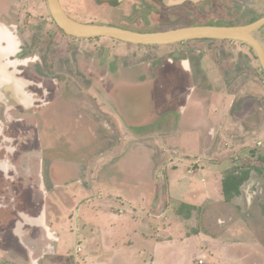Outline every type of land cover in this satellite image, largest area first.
<instances>
[{"label":"rangeland","instance_id":"obj_1","mask_svg":"<svg viewBox=\"0 0 264 264\" xmlns=\"http://www.w3.org/2000/svg\"><path fill=\"white\" fill-rule=\"evenodd\" d=\"M248 6L247 23L264 17V0H248ZM23 10L34 13L33 21L48 24L43 20L49 19L46 0ZM81 14L89 19L96 13ZM120 21L114 19L115 24L122 26ZM135 25L136 21L129 24ZM23 26L28 28L25 23ZM47 27L41 25L40 29L46 32ZM255 35L264 46V28ZM102 41L105 48L101 64L115 63L116 67L127 66L129 58L132 65L153 64L162 59L158 56L176 54L180 49L200 50L206 53L205 61L210 62L204 80L211 84H197L199 89L190 103H183L186 106L182 110V95L174 102L166 99L165 106L159 107L161 95L166 98L163 92H175L172 84H167L164 91L159 89L161 84H118L120 111L107 98L101 100L92 84H78L97 97L106 112L102 117L105 132L99 144L94 145L98 149L90 147L98 135L92 137L83 128L74 130L68 123L64 137L53 142L54 149L47 150L44 170L48 173L52 161L62 159V165L57 162L58 179L66 178L74 169L71 162L86 152L78 178L81 183L67 182L57 191L48 183L52 213L47 223L44 209H19L21 214L38 220L35 225L45 229L54 241L50 243L53 249L43 258L44 252L33 255L31 248L21 249L28 256L24 261L17 241L9 240V252L0 250V264H264V73L256 52L240 42L194 40L183 47L114 43L108 47L113 40ZM71 76L75 74L72 72ZM72 86L81 96L80 111L92 110L85 92ZM81 141L84 143L79 145ZM248 166L255 170L243 187H247V208H242L243 203L235 206L220 200L219 179ZM198 169L200 177L193 175ZM207 178H213V187L212 183L208 184L210 187L204 184ZM215 180L219 183L215 184ZM208 190L215 191V198H208ZM217 201L221 203L215 204ZM184 203L193 206L191 219H187V212L179 213ZM219 206L223 211L220 214H224L222 221L217 218ZM227 206L230 213H224ZM121 210L127 211L125 217H120ZM226 219L239 224L228 225ZM23 222L18 219L16 233L20 224L22 235L30 228ZM106 229L111 233L107 239L112 240L113 248L105 246ZM139 232L154 239L136 243ZM129 240L131 244H124ZM79 243L84 253L77 256Z\"/></svg>","mask_w":264,"mask_h":264},{"label":"flooded vegetation","instance_id":"obj_2","mask_svg":"<svg viewBox=\"0 0 264 264\" xmlns=\"http://www.w3.org/2000/svg\"><path fill=\"white\" fill-rule=\"evenodd\" d=\"M59 1L66 14L78 23L111 26L138 33L250 24L246 22L250 12L248 0H64L66 6L63 0ZM39 2L0 0V250L8 253L6 245L9 240H16L18 249L31 248L33 255L38 251L44 252L41 255L43 258L53 249L45 229L30 227L22 235L20 226L17 231L21 234L19 237L14 226L18 228V219L23 221L19 211L21 206L36 212L44 209L47 217L52 213L48 183L57 191L60 186L55 184L60 174L57 166L59 163L62 165L63 160L55 158L47 173L44 170L47 150L54 149L53 142L64 137L68 123L73 125L74 130L83 128L92 137L98 135L92 140L95 142L90 146L93 150L98 149L94 145L99 144L100 136L105 132L102 117L106 112L102 104L78 84H92L101 100L107 98L108 103L120 111L121 101L116 96L118 84H161L159 89L163 91L167 89V84H172L173 94L163 92L167 100L174 102L182 95V104L185 102L187 105L199 89L197 84L211 82L204 80L210 62L205 61L206 53L200 50L180 49L176 54L158 56L162 59L153 64L142 62L132 65L128 57L127 66L116 67L115 63L112 66L103 65L100 57L105 48L104 37L84 39L70 36L59 28L50 11L49 19H43L48 24L33 21L34 13H28L23 8ZM84 12L96 14L84 19L81 14ZM107 12H111L112 16ZM114 19L121 20L122 26L115 24ZM104 20L106 22L103 23ZM126 20H131L130 23L136 21V25L129 26ZM23 23L28 26L27 29ZM41 25L48 26L46 32L40 29ZM111 40L113 43L108 47L123 43ZM189 42L170 46L183 47ZM95 45L100 46L99 50ZM72 84L82 94L85 92L92 110L80 111L79 107L83 105L81 96L74 92ZM169 90L172 92V89ZM170 113L175 114L172 110ZM85 154L71 162L75 165L74 170L65 179L73 178L72 183H81L78 176ZM22 253L21 259L26 261L28 256Z\"/></svg>","mask_w":264,"mask_h":264},{"label":"water","instance_id":"obj_3","mask_svg":"<svg viewBox=\"0 0 264 264\" xmlns=\"http://www.w3.org/2000/svg\"><path fill=\"white\" fill-rule=\"evenodd\" d=\"M47 1L52 18L59 26V28H61L66 34L70 36L84 39L100 37L111 38L123 43L145 47L170 46L194 40H218L240 42L249 45L256 52L264 73V47L260 43V41H258V39L254 36L256 32L264 28V17L245 26H205L190 27L167 32L138 33L117 27L104 25H86L78 23L66 14L59 0ZM187 100L189 101V98ZM161 104L162 103L159 104V107ZM183 106L186 105L184 104ZM21 217L24 222H36V220L31 219V217L27 215L21 214Z\"/></svg>","mask_w":264,"mask_h":264},{"label":"crops","instance_id":"obj_4","mask_svg":"<svg viewBox=\"0 0 264 264\" xmlns=\"http://www.w3.org/2000/svg\"><path fill=\"white\" fill-rule=\"evenodd\" d=\"M211 132H208V134H210ZM201 135L205 138V136H204V134H203V132H201ZM53 162V161H52ZM45 163V162H44ZM74 165V164H73ZM73 165L71 164V166H72V168H74L73 167ZM70 166V167H71ZM75 166V165H74ZM71 168V169H72ZM80 169H81V167H80ZM74 170V169H73ZM201 171H203V170H201ZM210 171V170H209ZM198 172V173H197ZM196 173H194L193 175L194 176H197V177H200L199 176V172H200V170L198 169V171H197ZM214 173V172H213ZM215 175H216V173H214ZM80 176V175H79ZM79 176H78V178H79ZM204 177V176H203ZM208 178H209V176H208ZM207 178V181L206 182H204V181H202V182H204V184H206V185H208V184H210V183H214V181H212V179L210 178V180ZM204 179V178H203ZM73 180V178H71V179H65V178H63V179H59V180H57L56 182H55V184H59L60 186H63V184H67V182L68 183H72L71 181ZM205 180V179H204ZM219 180H221V193H222V196H221V199L220 200H223L226 204H229V205H241V204H239V203H243V206H242V208H244V209H246L247 208V205H246V203H247V201H246V196H247V194H246V189H247V187L246 188H243L242 187V189H241V194L238 196V197H236L232 202H226L225 201V197H224V195H223V188H222V182H223V177H221ZM219 180H215V184H218L219 183ZM217 181V182H216ZM212 183V184H213ZM64 186H66V185H64ZM209 186V185H208ZM212 187L214 186V184L213 185H211ZM210 187V186H209ZM219 191V190H218ZM256 190H254L253 189V193L255 192ZM88 193H89V190H87L86 191V194L88 195ZM206 193H207V196H208V198H211V196H213L211 199H213V198H215V196L214 195H216V193H215V191L213 192V191H206ZM68 199V198H67ZM217 200V199H216ZM221 203V201H217L215 204H220ZM215 209V208H214ZM229 209H230V207L229 206H227V207H225V212L224 213H226V212H228V213H230V211H229ZM79 207H78V209L76 210L78 213H79ZM216 210H218V211H220L219 212V215L217 216V218L219 219V220H221L222 219V217H223V215L224 214H220L221 212H223L222 211V209L220 208V206H219V208L218 209H216ZM104 211V210H103ZM123 211V212H122ZM106 214L108 213V214H111L110 212L111 211H109V210H106V211H104ZM121 212H122V214H121ZM240 212H242V210L240 211ZM120 214H121V216L120 217H125L126 215H127V211H124V210H121L120 211ZM112 215V214H111ZM131 214L130 213H128V216H130ZM45 216H46V218H45V222L47 223L48 222V217H47V215L45 214ZM104 216V215H103ZM109 217V216H108ZM110 218V217H109ZM221 218V219H220ZM31 219H33V218H31ZM116 219H119V217L118 218H116ZM34 220H36V219H34ZM24 221V220H23ZM118 221V220H117ZM222 221V220H221ZM118 222H120V220L118 221ZM23 223H26V225H28L29 227H38L37 225H35L36 223H38V220H36V222H33L32 224L31 223H27V222H23ZM230 223H233V225L235 226V225H237V224H239V222L237 221V220H234L233 219V221L232 222H230V220H227L226 219V224H230ZM23 225V224H22ZM125 226V225H124ZM135 232H136V234L135 235H137V228H136V230H134ZM129 232H131L130 230H129ZM104 233H105V240L107 241L106 242V247L107 248H113L112 247V240L110 241V240H108L107 238H108V236L111 234L110 233V231L109 230H105L104 231ZM139 233H141V232H139ZM198 234V236L199 237H201V235H199V233H197ZM163 235L164 236H166L167 234L166 233H164L163 232ZM168 236V235H167ZM59 237V236H58ZM110 239V238H109ZM132 239V238H131ZM151 239H154L153 237H146V233H141V235H140V238H138L137 236L135 237V242L136 243H143V241H151ZM57 240H60V238L58 239L57 238ZM86 240H88V239H86ZM104 240V241H105ZM191 240V239H190ZM158 241H160V240H156V242H158ZM168 241H171V240H168ZM111 242V243H110ZM160 242H165V241H160ZM124 244H131V241L129 240L128 242H125ZM146 244V243H145ZM78 247H81L82 248V253L81 254H83L84 253V249H83V247L81 246V244L79 243L78 245H77V248ZM141 249H143L145 252H146V250H148V248L147 247H141ZM76 252H77V250H76ZM81 254H79V255H81ZM77 256H79L78 254H76ZM151 257V256H150ZM153 257V256H152ZM213 259L215 260V256L213 257ZM224 260V259H223ZM225 261V260H224ZM215 263L214 264H218V263H216V261H214ZM218 262V261H217ZM226 262V261H225ZM86 264H88L87 262H86Z\"/></svg>","mask_w":264,"mask_h":264},{"label":"trees","instance_id":"obj_5","mask_svg":"<svg viewBox=\"0 0 264 264\" xmlns=\"http://www.w3.org/2000/svg\"><path fill=\"white\" fill-rule=\"evenodd\" d=\"M162 99V104L166 102V98H163L161 95ZM255 169L253 166H248L245 170L242 169V171L238 170H232L229 173L226 174L225 178L223 179L222 182V187H223V195L225 197L226 202H232L236 197H238L241 194V189L242 187L250 180L251 178V173ZM193 206L189 204H182L179 208V213H184L187 212L188 217L187 219L192 218V208Z\"/></svg>","mask_w":264,"mask_h":264},{"label":"built area","instance_id":"obj_6","mask_svg":"<svg viewBox=\"0 0 264 264\" xmlns=\"http://www.w3.org/2000/svg\"><path fill=\"white\" fill-rule=\"evenodd\" d=\"M262 143H259V145H261ZM78 255L82 253V248L81 247H78L77 248V252H76Z\"/></svg>","mask_w":264,"mask_h":264}]
</instances>
